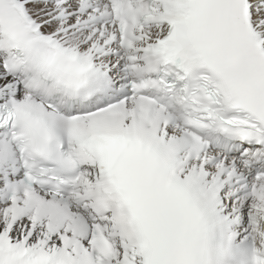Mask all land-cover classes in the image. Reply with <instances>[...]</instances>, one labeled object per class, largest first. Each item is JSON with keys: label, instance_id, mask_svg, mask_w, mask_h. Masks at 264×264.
<instances>
[{"label": "snow or ice", "instance_id": "snow-or-ice-1", "mask_svg": "<svg viewBox=\"0 0 264 264\" xmlns=\"http://www.w3.org/2000/svg\"><path fill=\"white\" fill-rule=\"evenodd\" d=\"M0 264H264V0H0Z\"/></svg>", "mask_w": 264, "mask_h": 264}]
</instances>
